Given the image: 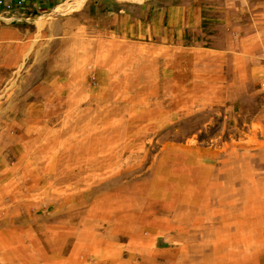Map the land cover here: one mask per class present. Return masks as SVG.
<instances>
[{
	"label": "rangeland",
	"instance_id": "obj_1",
	"mask_svg": "<svg viewBox=\"0 0 264 264\" xmlns=\"http://www.w3.org/2000/svg\"><path fill=\"white\" fill-rule=\"evenodd\" d=\"M21 1L0 6V264H264V0ZM170 2L179 49L118 37Z\"/></svg>",
	"mask_w": 264,
	"mask_h": 264
},
{
	"label": "crops",
	"instance_id": "obj_2",
	"mask_svg": "<svg viewBox=\"0 0 264 264\" xmlns=\"http://www.w3.org/2000/svg\"><path fill=\"white\" fill-rule=\"evenodd\" d=\"M116 32L118 37L135 43H151L166 50H177L193 37L187 20L186 7L181 2L147 6L144 15L135 16L129 10H122ZM151 41V42H147Z\"/></svg>",
	"mask_w": 264,
	"mask_h": 264
},
{
	"label": "built area",
	"instance_id": "obj_3",
	"mask_svg": "<svg viewBox=\"0 0 264 264\" xmlns=\"http://www.w3.org/2000/svg\"><path fill=\"white\" fill-rule=\"evenodd\" d=\"M21 0H0V6L10 11L12 8L21 5Z\"/></svg>",
	"mask_w": 264,
	"mask_h": 264
}]
</instances>
